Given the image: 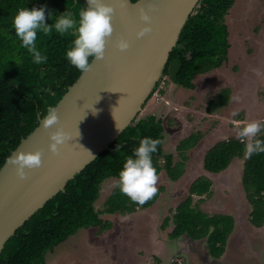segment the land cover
Returning <instances> with one entry per match:
<instances>
[{
	"label": "trees",
	"instance_id": "trees-1",
	"mask_svg": "<svg viewBox=\"0 0 264 264\" xmlns=\"http://www.w3.org/2000/svg\"><path fill=\"white\" fill-rule=\"evenodd\" d=\"M135 2L136 0H131ZM236 0H199L186 21L163 70V78L156 84L147 102L157 96L163 99L167 82L177 88L193 90L194 80L215 70L228 61L230 43L225 16ZM45 8L46 21L54 25L59 15L72 13L78 18L86 7L84 0H0V168L11 152L38 125L48 107H55L81 74L66 59L75 35L60 34L55 28L45 35L37 34V48L47 57L43 64L33 63L27 49L15 34L13 19L21 8ZM74 32V30H72ZM167 79V80H166ZM53 93H55L53 95ZM230 100V89L223 88L207 101L205 111L212 115L225 107ZM139 115V114H138ZM124 129L110 144L111 151L99 154L90 164L74 176L59 192L23 224L5 244L0 254V264H43L47 252L65 242L81 229L97 228V233L109 230L111 224L100 217L106 215L127 216L137 210H146L155 204L164 192L140 205L130 200L114 187L98 211L95 203L100 188L108 179L118 180L126 159L133 154L144 137L163 140L162 119L152 113L138 119ZM203 138L202 132L190 133L175 146L180 159L164 154L162 144L153 154V165L160 174L164 171L171 182H177L184 172L187 153ZM258 139H264V133ZM235 158H244L241 186L249 209L248 222L259 229L264 226V153L246 158L245 142L237 136L219 141L203 156V170L217 175L228 168ZM211 181L197 178L190 184L188 195L176 206L171 217L164 219L161 228L170 226V240L186 236L191 241L204 240L210 258L220 259L226 249L235 221L232 216L208 215L193 206L192 196L208 195ZM154 264L162 261L154 256ZM170 264H187L172 260Z\"/></svg>",
	"mask_w": 264,
	"mask_h": 264
},
{
	"label": "rangeland",
	"instance_id": "rangeland-1",
	"mask_svg": "<svg viewBox=\"0 0 264 264\" xmlns=\"http://www.w3.org/2000/svg\"><path fill=\"white\" fill-rule=\"evenodd\" d=\"M229 32L228 61L209 74L194 80V89L177 88L167 82L164 94L153 96L139 113L138 119L156 114L164 127L162 151L180 159L175 146L193 132L203 138L186 154L184 172L171 182L164 171L157 187H163L154 205L127 216L101 215L109 221V230L81 229L65 242L47 252L43 264H154V256L162 264L172 260L187 264H264V226L248 225L249 209L241 186L244 158H235L226 170L212 175L203 170V156L215 143L237 136L245 122L264 123V0H236L225 16ZM223 88L230 89V100L212 115L205 111L207 101ZM235 114V115H234ZM264 132H261L263 134ZM211 181L206 196H192L193 206L212 214L228 212L235 219L225 254L219 261L207 256L204 243L192 242L186 236L170 240L171 227L162 229L188 195L190 184L197 178ZM116 180L104 181L95 203L98 211L115 187Z\"/></svg>",
	"mask_w": 264,
	"mask_h": 264
},
{
	"label": "water",
	"instance_id": "water-1",
	"mask_svg": "<svg viewBox=\"0 0 264 264\" xmlns=\"http://www.w3.org/2000/svg\"><path fill=\"white\" fill-rule=\"evenodd\" d=\"M87 5V0H84ZM113 7V34L104 59L93 61L92 70L81 73L55 105L59 125L71 136L58 146L59 155L48 151V134L41 119L20 140L17 151L43 150L42 166L25 170L21 180L6 161L0 168V254L6 242L39 209L63 192L66 184L112 144L142 111L143 105L163 77V70L179 35L199 0H104ZM149 12L151 23L139 20V9ZM142 27L151 33L137 38ZM129 43L119 51L116 42ZM9 156V157H10Z\"/></svg>",
	"mask_w": 264,
	"mask_h": 264
},
{
	"label": "clouds",
	"instance_id": "clouds-1",
	"mask_svg": "<svg viewBox=\"0 0 264 264\" xmlns=\"http://www.w3.org/2000/svg\"><path fill=\"white\" fill-rule=\"evenodd\" d=\"M154 11L156 9L151 3L147 5V12L143 8L139 9V20L145 25L150 24L151 17L148 13ZM114 15L115 11L113 7L105 3L104 0H87V6L79 11L78 18H74L72 13L64 12L59 15L54 25L46 22L50 15L46 16L43 6L39 9L33 8L31 10L21 8L13 19V27L17 38L21 41V46L31 54L33 63L35 64H43L47 61V57L37 48L36 41L39 32L47 35L53 30V27L60 34L72 32L75 35V39L72 47L65 54L66 59L80 73H87L92 70L93 61L104 59L106 46L114 31L112 23ZM151 31L150 27H142L136 33V37L138 39L142 38L146 34L151 33ZM115 47L123 52L129 48V43L120 39L116 42ZM58 125L59 119L56 109L48 107L46 115L41 119V126L45 131L56 126V130L48 134L50 141L48 151L53 155H59L58 146L64 145L66 141L71 139V136L65 133ZM261 132H264V123L257 120L245 122L241 128L237 129L238 138L245 142L246 158H251L254 154L264 153V139L257 138ZM160 144L161 140L159 139H152L150 137L141 139L138 147L133 150V154L123 164L115 184L122 194L140 205L150 201L158 193L159 187L157 185L160 177L156 167L153 165V154L157 152L158 145ZM42 156L43 150L41 149L31 152L17 151L14 155L7 158L6 164L14 167L15 174L19 179L25 180L27 179L25 170L31 171L39 169L42 166ZM213 214L232 216L228 212H214L208 215ZM247 223L250 225L248 220ZM229 240L230 237L226 241V249ZM200 241L204 243V247L206 248L205 241Z\"/></svg>",
	"mask_w": 264,
	"mask_h": 264
}]
</instances>
